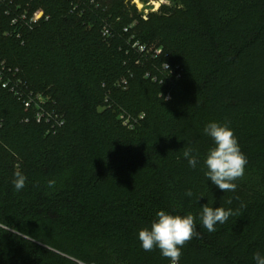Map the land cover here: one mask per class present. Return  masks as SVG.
I'll return each mask as SVG.
<instances>
[{
  "label": "trees",
  "instance_id": "16d2710c",
  "mask_svg": "<svg viewBox=\"0 0 264 264\" xmlns=\"http://www.w3.org/2000/svg\"><path fill=\"white\" fill-rule=\"evenodd\" d=\"M71 1L78 12L66 0L0 1V264H168L138 239L160 210L196 218L179 264H255L264 135L234 123L264 120V0H169L146 18L130 1ZM38 8L31 28L11 23L15 9ZM135 41L162 51L137 63ZM210 122L227 123L247 158L235 192L205 177ZM203 204L236 214L209 232Z\"/></svg>",
  "mask_w": 264,
  "mask_h": 264
},
{
  "label": "clouds",
  "instance_id": "9594fccd",
  "mask_svg": "<svg viewBox=\"0 0 264 264\" xmlns=\"http://www.w3.org/2000/svg\"><path fill=\"white\" fill-rule=\"evenodd\" d=\"M163 83V82H162ZM204 134L213 141V146L208 150L204 159L205 177L210 180L219 190L224 192H235V183L244 176L247 158L241 151L238 139L234 131L227 123L210 122L203 129ZM183 157L187 159L189 166L193 169L199 163L197 154L192 147L183 150ZM27 182V177L19 170L14 172L13 187L21 191ZM49 181V187L54 185ZM186 196L191 197V190L186 191ZM201 197L197 198V202ZM231 199L225 203L231 204ZM232 208L223 206L213 207L208 204L201 206L200 221L209 232L216 231V225L225 223L229 217L235 215ZM196 218L193 214L186 215L170 214L164 210L156 213V218L150 227L143 228L138 232V239L145 252L158 249L161 255L170 261V264H179L183 247L194 237L198 238ZM255 264H264V253L257 250L253 253Z\"/></svg>",
  "mask_w": 264,
  "mask_h": 264
},
{
  "label": "built area",
  "instance_id": "2783aa9c",
  "mask_svg": "<svg viewBox=\"0 0 264 264\" xmlns=\"http://www.w3.org/2000/svg\"><path fill=\"white\" fill-rule=\"evenodd\" d=\"M0 1L4 2V3L7 2L8 5L11 2V0H0ZM66 1H69L71 4V6H72L71 11L78 12L77 6H74L73 2L71 0H66ZM128 1H130L131 3H134L136 5L135 1H133V0H128ZM146 1H147V4L153 5V9L152 10H145L144 15L142 16L143 18H146L148 13L156 11L161 4H163V3L169 4V2L167 0H146ZM141 7H142V4H141ZM6 13L9 14L10 11L6 10ZM43 16H44V13H43L42 9H40V8L34 10L32 13H29L27 10H22L19 12L18 10L15 9L14 10V16L12 17L11 23L13 25H16L17 23L21 24V25L23 24V26L25 25V26H29L31 28ZM107 32H108V29L106 26H104L103 27V33L105 34ZM131 46L135 51H137L139 53V57H141V58L137 59V61H136L137 63L140 62L142 59L143 60H148L151 58L153 59L157 55H159L162 51L161 48H157V47H153V46L147 47L146 45L141 44L138 41H135L133 44H131ZM163 70L165 72H167L168 75H175V77L180 76V73L178 72V66L171 67L169 63H164L163 64ZM146 76L148 77V74H146ZM153 79L155 80V78H153ZM25 105L29 107V105H30L29 101L25 102ZM44 114H45V112L43 111L42 108H40L36 114V121L40 122L43 119V116H45ZM47 115L49 116L50 114L47 113ZM141 117H143V115H140V118ZM124 123L126 124L127 120H125ZM129 126L131 127V124ZM168 264H170V261L168 262Z\"/></svg>",
  "mask_w": 264,
  "mask_h": 264
},
{
  "label": "rangeland",
  "instance_id": "374dc122",
  "mask_svg": "<svg viewBox=\"0 0 264 264\" xmlns=\"http://www.w3.org/2000/svg\"><path fill=\"white\" fill-rule=\"evenodd\" d=\"M125 1H128V0H125ZM133 1H135L138 10H140L142 0H133ZM167 1L169 2V4H171L169 0H167ZM173 3H174V1H173ZM160 64L161 63L157 64V66H160ZM153 66H154L153 64H150V68H152ZM36 101H37L36 104H39V102L42 101V97L36 95ZM234 124H235L236 128L245 136H261V135H264V120L260 119L258 116H248V117L243 118L241 120H237V122Z\"/></svg>",
  "mask_w": 264,
  "mask_h": 264
},
{
  "label": "water",
  "instance_id": "95a60500",
  "mask_svg": "<svg viewBox=\"0 0 264 264\" xmlns=\"http://www.w3.org/2000/svg\"><path fill=\"white\" fill-rule=\"evenodd\" d=\"M153 9V5L152 4H147L146 0L142 1V7L139 10V15L143 16L145 13V10H152Z\"/></svg>",
  "mask_w": 264,
  "mask_h": 264
}]
</instances>
